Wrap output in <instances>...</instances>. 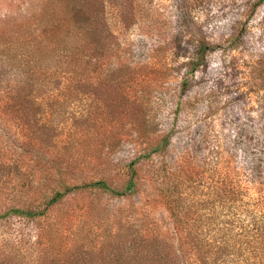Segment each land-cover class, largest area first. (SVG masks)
Listing matches in <instances>:
<instances>
[{
    "label": "rangeland",
    "instance_id": "rangeland-1",
    "mask_svg": "<svg viewBox=\"0 0 264 264\" xmlns=\"http://www.w3.org/2000/svg\"><path fill=\"white\" fill-rule=\"evenodd\" d=\"M257 2L0 0V215L78 186L0 218V264L246 263L213 243L264 171Z\"/></svg>",
    "mask_w": 264,
    "mask_h": 264
},
{
    "label": "trees",
    "instance_id": "trees-1",
    "mask_svg": "<svg viewBox=\"0 0 264 264\" xmlns=\"http://www.w3.org/2000/svg\"><path fill=\"white\" fill-rule=\"evenodd\" d=\"M264 0H258V4L262 3ZM46 14V12H45ZM45 15L40 14L38 16L39 21L41 23L37 24L38 27H47V22L45 21ZM65 26L70 31L72 24L70 22L64 21ZM63 23V24H64ZM27 24V22H25ZM71 27V28H70ZM79 31V28H77ZM35 48V47H34ZM34 50V49H33ZM32 50V51H33ZM31 50L29 53L35 57ZM17 53L16 50H14ZM28 51L26 53L21 50L13 55V59H16L19 55H24L26 57ZM19 79L20 76L16 75ZM11 86L17 88L18 84L13 83ZM162 146L166 148L168 146V140L164 137L162 140ZM158 150L155 148L154 151ZM131 168L130 178L127 181V184L124 190H116L111 188L104 180H97L90 182L88 184H84V187L95 188L101 192L107 193L113 197H123L125 192H132L134 182L133 175L134 171L132 169V163L129 164ZM258 182L257 191H253L254 194L249 193L244 195L241 193L242 191L237 190L234 194L239 198L238 202L231 206L228 214H219L218 223L221 225L217 229L218 238L214 240V255H218V257L214 258V262L218 263V261L222 258V263L229 262L228 258L233 259V254H246V263L245 264H264V171H259L256 175ZM82 186V187H83ZM78 189V186H68L65 187L62 191H56L51 198L47 201L46 205L41 210L36 209H19V208H10L4 214L0 215V218L6 217L7 215H17L21 217H25L28 219H35L40 216H44L49 208L59 202L66 194L70 193L72 190ZM219 208L221 211L225 208L224 204H219ZM207 220H216L212 214H208ZM205 218V219H206ZM175 221L178 222L177 218ZM217 223V224H218ZM215 243L216 244L215 246ZM212 244H210L211 246ZM222 256L221 258L219 257Z\"/></svg>",
    "mask_w": 264,
    "mask_h": 264
}]
</instances>
